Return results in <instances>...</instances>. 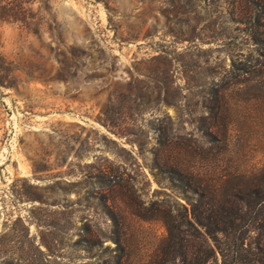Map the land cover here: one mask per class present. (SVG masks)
<instances>
[{
    "label": "rangeland",
    "instance_id": "374dc122",
    "mask_svg": "<svg viewBox=\"0 0 264 264\" xmlns=\"http://www.w3.org/2000/svg\"><path fill=\"white\" fill-rule=\"evenodd\" d=\"M248 5L0 0V264H152L164 218H134L137 203L188 206L165 164L211 185L264 174ZM102 169L132 188L111 195L124 203L100 200ZM108 209L126 226L118 244Z\"/></svg>",
    "mask_w": 264,
    "mask_h": 264
},
{
    "label": "trees",
    "instance_id": "16d2710c",
    "mask_svg": "<svg viewBox=\"0 0 264 264\" xmlns=\"http://www.w3.org/2000/svg\"><path fill=\"white\" fill-rule=\"evenodd\" d=\"M246 1L248 15L242 22L250 25L247 34L254 42L264 44V4ZM164 143L163 139L156 141V156ZM154 166L162 170L157 163ZM164 166L163 174L176 182L188 206L181 205L173 215V211H160L158 206L141 211V203H137L138 211L131 213L134 218L144 220V216L149 218L155 213H162L164 218L160 220L166 229V244L163 254L152 264H264V174L255 181L241 180L226 187L220 182L211 185L208 177L177 166ZM96 180L105 188L100 195L105 206L108 202H125L111 197L116 189H132L127 188L120 175H112L106 169L96 171ZM107 212L118 244L126 226L115 210Z\"/></svg>",
    "mask_w": 264,
    "mask_h": 264
}]
</instances>
